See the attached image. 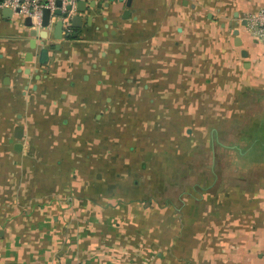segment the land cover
Masks as SVG:
<instances>
[{
    "label": "crops",
    "instance_id": "0c3cea01",
    "mask_svg": "<svg viewBox=\"0 0 264 264\" xmlns=\"http://www.w3.org/2000/svg\"><path fill=\"white\" fill-rule=\"evenodd\" d=\"M262 7L76 0L40 29L0 9V264H264V160L240 166Z\"/></svg>",
    "mask_w": 264,
    "mask_h": 264
},
{
    "label": "built area",
    "instance_id": "2783aa9c",
    "mask_svg": "<svg viewBox=\"0 0 264 264\" xmlns=\"http://www.w3.org/2000/svg\"><path fill=\"white\" fill-rule=\"evenodd\" d=\"M76 0H0V9H10L14 14L28 17L35 29L42 26L44 12H48V23L61 19L69 24L75 10ZM59 12L57 14L56 12ZM246 30L264 45V7L246 17Z\"/></svg>",
    "mask_w": 264,
    "mask_h": 264
},
{
    "label": "rangeland",
    "instance_id": "374dc122",
    "mask_svg": "<svg viewBox=\"0 0 264 264\" xmlns=\"http://www.w3.org/2000/svg\"><path fill=\"white\" fill-rule=\"evenodd\" d=\"M254 130H257V129H254ZM243 136L246 139H248V142L250 144H252L254 141V144L257 147H259V149L258 148L256 149L254 147L253 149H251V151H248V150H245L244 147H240V149H241L240 154H242V159H240V166H242V167L243 166H250V164H254L259 160H264V149H262L264 147V133H262V134L259 133V135H253L252 133H245ZM232 138L233 137H231L230 135H223L222 137H220V139L218 141L219 142H222V141L227 142L229 140H232ZM248 142L246 144H248ZM216 149H217L216 150V153H217L216 158H218V161L221 162L220 163L221 165L217 164L216 168L220 172V171H222L223 166H225L226 161H229L231 159V156H230V154L224 152L220 147H216ZM199 158L205 159L206 161L210 160L204 154ZM263 167L264 166H261V168H259V169L264 171Z\"/></svg>",
    "mask_w": 264,
    "mask_h": 264
},
{
    "label": "water",
    "instance_id": "95a60500",
    "mask_svg": "<svg viewBox=\"0 0 264 264\" xmlns=\"http://www.w3.org/2000/svg\"><path fill=\"white\" fill-rule=\"evenodd\" d=\"M3 11H7L8 14L11 12V10H9V9H7V8L4 9ZM56 13L59 14L58 11H57ZM78 18H79V17L76 16V17L73 19V21H74L75 19H78ZM25 20H26L27 25H29V24H30V19H29L28 17H26ZM47 24H48V12L45 11V12H44V15H43L42 26L45 27ZM56 28H57L58 31L62 29V22H61V21H58V22H57ZM235 34H237V31H235ZM39 56H40V57H39V62H40L41 64L46 63V61H47V59H48V51H47V49H46V48L41 49V50H40V53H39Z\"/></svg>",
    "mask_w": 264,
    "mask_h": 264
}]
</instances>
